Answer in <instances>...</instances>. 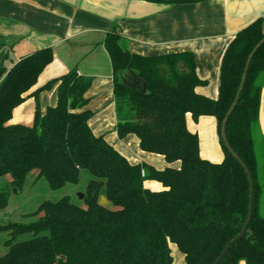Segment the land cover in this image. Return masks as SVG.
I'll use <instances>...</instances> for the list:
<instances>
[{"label":"trees","instance_id":"16d2710c","mask_svg":"<svg viewBox=\"0 0 264 264\" xmlns=\"http://www.w3.org/2000/svg\"><path fill=\"white\" fill-rule=\"evenodd\" d=\"M263 38L264 18L236 34L222 58L218 97L210 100L195 93L203 83L196 77L192 55L142 58L120 47L116 30L106 36L113 74H136L132 86L114 80L116 133L119 138L133 134L142 151L180 164L162 171L130 164L92 134L91 113L84 110L90 77L72 69L31 91L53 60L51 49L21 58L7 72L0 65V178L8 176L9 185L21 189L34 176V183L43 180L49 190L58 191L77 186L82 173L88 175L76 202L69 196L43 201L28 215L32 222L3 228L8 239L0 264H172L170 245L183 255L184 264H214L247 220L249 182L240 162L252 181V216L242 239L219 264H264V182L254 140L264 86V43L251 58L225 125L227 143L240 162L220 138L248 56ZM54 83L59 85L53 107L43 114L36 108L31 126L8 124L26 97ZM187 115L195 122L203 116L216 119L224 154L220 163L200 157L198 136L187 129ZM145 181H156L163 190L150 191ZM7 196L0 193V210L7 206ZM101 196L109 208L99 203ZM23 235L31 238L16 241Z\"/></svg>","mask_w":264,"mask_h":264},{"label":"crops","instance_id":"0c3cea01","mask_svg":"<svg viewBox=\"0 0 264 264\" xmlns=\"http://www.w3.org/2000/svg\"><path fill=\"white\" fill-rule=\"evenodd\" d=\"M260 18H264V0H0V65L7 72L21 58L51 49L53 60L31 91L72 69L78 76L90 77L84 110L91 113L92 134L103 138L130 164H145L157 171L178 169L179 162L168 164L163 156L142 151L135 135L118 137L114 80L132 86L136 74H113L104 48L106 36L116 30L120 47L142 58L192 55L196 77L203 83L195 93L216 100L227 47L238 32ZM58 85L26 97L12 111L8 124L31 126L36 108L43 114L56 104ZM186 126L198 136L200 157L220 163L224 154L216 119L203 116L195 122L187 115ZM258 128L264 138V86ZM144 187L163 190L156 181H145ZM170 251L172 264H184L175 245H170Z\"/></svg>","mask_w":264,"mask_h":264},{"label":"rangeland","instance_id":"374dc122","mask_svg":"<svg viewBox=\"0 0 264 264\" xmlns=\"http://www.w3.org/2000/svg\"><path fill=\"white\" fill-rule=\"evenodd\" d=\"M254 140L256 144L260 178L263 179L264 182V146L259 134L254 135ZM87 179L88 175L82 173L80 183L77 186H66L61 190L51 191L43 180H38L34 183V176L28 177L26 184L21 189L11 187V185H9L10 179L8 176L0 178V193L5 192L8 194L7 206L5 209L0 210V256L5 252L3 243L8 239L7 233L3 231V228L6 225L32 222L34 219L28 215L33 213L43 201H56L64 196H69L76 202V195L77 193L84 191V185ZM99 203L103 207H110V204L103 196L99 198ZM262 214L264 215V209ZM30 238L31 235H23L16 241H25Z\"/></svg>","mask_w":264,"mask_h":264},{"label":"water","instance_id":"95a60500","mask_svg":"<svg viewBox=\"0 0 264 264\" xmlns=\"http://www.w3.org/2000/svg\"><path fill=\"white\" fill-rule=\"evenodd\" d=\"M263 43H264V38L254 47V49L249 54L248 59H247V62H246V66H245V69H244V72H243V75H242V78H241V83H240V86H239L238 91L236 93L235 99H234L233 103L231 104L230 108L228 109V111H227L226 115L224 116V118L222 120V123H221V128H220V138H221V141H222L224 147L226 148V150L228 151V153L231 154L232 157L235 158L236 160H238L239 162H240V160L238 159V157L236 156V154H234V152L232 151V149L230 148V146L227 143L226 136H225V125H226L227 119L229 118V116L231 115L232 111L234 110L235 105H236V102L238 100V97H239V95H240V93L242 91L243 84H244L245 77H246V71L248 69V66H249V63L251 61V58L253 57L254 53L258 50V48ZM144 92H145V87L143 88V93ZM240 164H241L242 168L245 170V173L248 176L247 178H248V182H249V192H250V195H249V206H248L247 220H246L244 226L242 227L240 233L227 244V246L224 248V250L220 254L219 258L216 260V262L214 264H219V262L221 261V259L227 253L228 249L232 245H234L236 242H238L240 239H242V237L244 236V234H245V232H246V230L248 228V225L250 223V219H251V216H252V197H253L252 181H251L250 175H249L248 170L246 169V167L241 162H240ZM78 198L81 199L82 198V195H79Z\"/></svg>","mask_w":264,"mask_h":264}]
</instances>
